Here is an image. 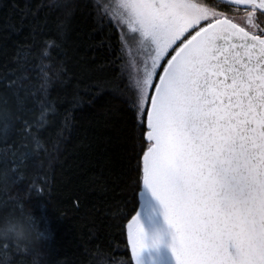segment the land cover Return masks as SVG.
<instances>
[{"label":"snow or ice","instance_id":"obj_1","mask_svg":"<svg viewBox=\"0 0 264 264\" xmlns=\"http://www.w3.org/2000/svg\"><path fill=\"white\" fill-rule=\"evenodd\" d=\"M48 6L60 13L56 36L20 49L19 67L3 77L0 120L19 125L20 139L9 144L8 129L0 128V164L10 182L0 183L6 197L0 204L14 205L11 214L24 212L11 189L41 149L49 113L66 105L59 115L69 129L76 111L102 100L105 127L115 129L107 122L116 114L112 100L119 99L129 114L133 186L149 190L162 206L177 264H264V0H117L114 6L96 0L97 20L131 34L121 32L112 61L119 74L95 85L76 78L71 91L72 78L53 51L62 49L78 5L50 0ZM125 49L137 65L134 77L125 75ZM56 84L61 90L53 100ZM127 230L131 259L139 264L146 235L138 212ZM13 249L0 243V264H11ZM34 256L40 264V253Z\"/></svg>","mask_w":264,"mask_h":264},{"label":"trees","instance_id":"obj_2","mask_svg":"<svg viewBox=\"0 0 264 264\" xmlns=\"http://www.w3.org/2000/svg\"><path fill=\"white\" fill-rule=\"evenodd\" d=\"M75 2L78 7L71 30L62 49L53 51L56 61L63 63L72 78L67 85L69 91L76 78L95 85L119 74L120 68L114 67L112 61L120 54L121 32L131 34L125 26L117 28L115 22L110 26L107 20H97L92 7L96 0ZM104 2L114 6L117 0ZM49 4L50 0H0V91L6 82L3 77L19 67L16 61L20 49L56 36L60 13ZM37 24L41 25L37 29L40 34L33 40ZM124 56L125 75L131 73L134 77L126 49ZM60 90L59 84L54 85L49 98L56 99ZM97 90L93 86L92 92ZM80 94L85 100L89 98L83 85ZM102 103L98 100L95 109L85 105L76 111L69 129L63 128V117L59 115L66 105L58 106L56 114L49 113L52 123L39 133L42 147L21 169L23 181L11 189L13 195L19 194L23 210H30L38 230L44 234L37 251L40 264H134L127 225L139 209L142 189L138 192L133 186V141L130 127L124 125L129 114L119 99H113L116 114L107 123L115 125V129L105 127L100 115ZM11 123L0 120V128L8 129L9 144L20 139L19 125L10 126ZM7 173L8 168L0 164V183L4 185L10 183ZM33 184L37 190H31ZM5 198L0 194V200ZM14 207L0 204V216L19 215L9 213ZM34 254L24 256L13 249L11 264H30Z\"/></svg>","mask_w":264,"mask_h":264},{"label":"water","instance_id":"obj_3","mask_svg":"<svg viewBox=\"0 0 264 264\" xmlns=\"http://www.w3.org/2000/svg\"><path fill=\"white\" fill-rule=\"evenodd\" d=\"M137 212L146 235V247L140 253L139 264H177L170 247L174 230L164 220L162 206L147 189L140 192Z\"/></svg>","mask_w":264,"mask_h":264},{"label":"clouds","instance_id":"obj_4","mask_svg":"<svg viewBox=\"0 0 264 264\" xmlns=\"http://www.w3.org/2000/svg\"><path fill=\"white\" fill-rule=\"evenodd\" d=\"M44 234L38 230L30 210L22 214L8 217L0 216V243H9L16 247L22 255L30 256L37 253ZM33 256L30 264H33Z\"/></svg>","mask_w":264,"mask_h":264},{"label":"rangeland","instance_id":"obj_5","mask_svg":"<svg viewBox=\"0 0 264 264\" xmlns=\"http://www.w3.org/2000/svg\"><path fill=\"white\" fill-rule=\"evenodd\" d=\"M125 29H126V26H125ZM126 52H127V49H126ZM133 52H135V48H133ZM128 58H129L130 63L133 65V67H134V72H135V74H136V71H137V65H136V63L134 62L132 56H128Z\"/></svg>","mask_w":264,"mask_h":264}]
</instances>
